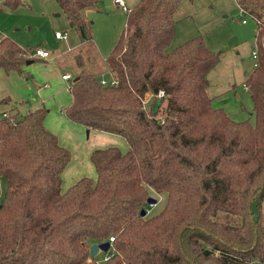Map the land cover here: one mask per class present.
Here are the masks:
<instances>
[{"label":"trees","instance_id":"1","mask_svg":"<svg viewBox=\"0 0 264 264\" xmlns=\"http://www.w3.org/2000/svg\"><path fill=\"white\" fill-rule=\"evenodd\" d=\"M56 1L90 39L86 15L98 0ZM179 2L139 0L129 9L105 58L115 84L83 71L71 83L64 115L127 143L92 150L94 180L83 175L62 188L72 153L46 126L44 105L0 114V264H264V0H238L257 24L256 62L242 81L253 122L213 105L208 73L220 50L203 34L170 47ZM25 51L4 35L0 68L22 72L32 59ZM160 89L164 97L145 108L146 94ZM149 187L167 196L147 216ZM89 238L110 242L108 259L89 255Z\"/></svg>","mask_w":264,"mask_h":264},{"label":"rangeland","instance_id":"2","mask_svg":"<svg viewBox=\"0 0 264 264\" xmlns=\"http://www.w3.org/2000/svg\"><path fill=\"white\" fill-rule=\"evenodd\" d=\"M138 1L139 0H124L128 9ZM54 2H56V0ZM215 5L218 6L217 3ZM60 12L61 11H58V9H53L50 6V0H26L24 5L15 9L6 8L0 4V33L18 41L22 46L28 49L34 46H42L53 54L60 49L63 42H70L71 36L74 34L73 32H75V28L71 29L69 26L66 14ZM127 15L128 11L117 8L113 0H98L96 9L89 12L88 16L92 28V43L95 44L102 57H105L115 45L125 26ZM221 15V18L224 19L218 25V31L216 32L219 37H216L215 43L212 46L213 49L221 51L220 61L208 73V78L210 79L209 91L213 93L214 89L219 90L220 85L226 84L230 81L228 89L223 91L220 90L221 92L216 97V101H221L220 106L232 119H249L253 122L254 116L251 113L252 101L248 91L243 89L242 78L250 72L255 62L251 55L255 46L250 44V49H248L246 44L238 45V43L245 39L246 34L252 33L253 29H255L256 21L248 14H241L238 7L223 11ZM242 18L246 19L247 24L242 23ZM55 31L64 32L66 37L56 39L54 35ZM214 31L216 30L214 29ZM170 47L172 48L174 46L171 44ZM85 49L86 51L83 52V57L85 65L88 68L87 71L90 69L96 73L103 71L105 64L101 57L99 58L97 56L94 47L89 43L86 45ZM39 61L40 60H35V62H30L28 65H25L22 72H10L9 74H4V76L7 77L10 88L13 87L14 83L18 85L19 81H23V93L19 95L23 97V99H25L29 93L26 89L27 85H29L32 92L35 93L38 87L37 83L44 84L45 82H52V79H54L51 72L55 73V71L49 66L45 67L37 65ZM61 61V63H58L59 67L62 71L64 69L68 70L72 75V80L78 70L77 62L72 58L71 60L61 59ZM17 73L22 74L19 75ZM31 75L33 76L32 78ZM68 84L69 82L65 83V85ZM0 87H2V89L5 87L2 80H0ZM236 91L240 93V99H236ZM2 101L3 100H0V103H3ZM71 124L84 128L82 138H84V140H90V137L86 132L87 129L84 126L73 122H71ZM61 131L60 135L62 133ZM58 138L60 139V143L68 147L72 153L71 160L68 162L66 168L69 165V167L73 166L75 169L73 171L74 173H71V175L68 172V174L65 175V169L63 173L62 188H67L82 174L90 176L91 179L94 180L96 172L92 162L89 160L88 166L81 160L82 156L76 146H74L75 148H73L71 144H68V146L65 143L66 140L63 136H58ZM121 140L122 142H126L123 138ZM68 143L74 144L72 141H69ZM116 146L120 147L119 145ZM77 169H83L84 172H77L76 174L75 172L78 171ZM5 190L6 182L1 179L0 193L3 194ZM166 196L165 192H157L152 187H149L148 197L154 198L155 202L150 204L146 215L150 216L159 212L165 204ZM255 209L254 206V210ZM88 243L91 245L94 243V240L89 238ZM103 255L104 251L99 250L94 257L96 259H101Z\"/></svg>","mask_w":264,"mask_h":264},{"label":"crops","instance_id":"3","mask_svg":"<svg viewBox=\"0 0 264 264\" xmlns=\"http://www.w3.org/2000/svg\"><path fill=\"white\" fill-rule=\"evenodd\" d=\"M54 1L55 0H50V6L53 9H58V11H61L60 13H64L61 7L59 6L58 2L57 1L54 2ZM221 1H225V2H221ZM216 3L218 4V6L215 5ZM234 7H238L240 10L238 0H180L178 7L174 13L175 34L172 39V45L173 46L178 45L186 41L187 39L195 36L196 34L201 33L204 36L206 44L209 47L211 46L210 48L213 49L212 46L215 43L216 37H219L218 34H216V32L218 31L217 27L220 24V22H222V20L224 19L221 18L222 17L221 14L223 13V11L231 10ZM94 9L92 8L88 10L86 15L88 19H90L88 16L89 12L94 11ZM66 19L69 22L68 18ZM241 21L243 24H247L246 19L245 21H243L242 18ZM69 26L71 27V29L74 28L73 26H71L70 22H69ZM214 29L216 31H214ZM74 31H75L73 32L74 34H72L71 36V41L63 42L60 49L57 52H54L53 54L50 53V55L46 58H32L35 60H40L39 63L37 64L39 66L51 67L53 71H55V73L51 72L52 77H54V79H52V82H45L44 84L37 83L38 87L35 93H33L30 86L27 85L26 89L29 93L25 99L19 96L23 93V81H19L18 85L14 83L13 87L10 88V86L8 85L7 77L4 76V74L6 75L9 74L10 72H18V71H14V70L5 71L4 69L0 68V80L4 82V86H5L3 87V89L2 87H0V100H3L2 101L3 103H0V114L6 112H18L20 114H24L41 105H44L48 110L45 119L46 126H48V128H50L52 131L56 132V134H58L59 137L63 136V138L66 140L65 143L67 145L71 144L73 148H75L74 146H76L77 149H79V152L82 156L81 160L89 166L90 154L93 149L97 147H105L109 145L112 146L119 145L120 147L118 146L116 147L125 150L127 148V144L126 142H122L121 140L122 137L119 135L104 131H99V130H92V129L86 130L88 136L90 137V140H84V138H82L84 128H80L72 125L71 121L64 115L63 109L69 103L70 100V92L69 90L66 89V85H65L66 82L69 83L72 82L75 76H78V74L82 71L86 73L96 74L100 77L102 75L109 77L111 74L107 68L105 61V58L107 57L108 53L105 57H102L95 44L92 43L93 42L92 38L83 41L80 39L76 29ZM256 31H257V24L255 26V29H253L252 33L246 34L245 39H243L242 42L238 43V45L246 44L248 49H250V44H253L256 48L255 45ZM56 39H61V38L56 37ZM16 42L19 45H21L18 41ZM89 43L91 44V46L94 47L97 56L99 58L101 57L102 61L105 64L104 70L100 71L99 73L94 72L92 69L87 71L88 68L85 65L83 52L86 51L85 47ZM71 58L74 61H76L78 64V70L75 73L72 80H71L72 75L69 73V71L66 69L62 71V69L59 67L58 64L62 62L61 59L71 60ZM35 60H32V63L35 62ZM219 61H220V57H219ZM28 64L29 63H26V65ZM65 72H68L70 74L71 78L69 80H65L62 78V74ZM17 74L20 75L22 73H17ZM32 77L33 76L31 75V78ZM244 78L245 77L242 78V81ZM209 83H210V79H209ZM229 84L230 81L227 82L226 84L220 85L219 90L214 89L213 93L209 91L210 84H208L207 94L210 97H212V103L214 102L213 103L214 106L221 105V101L220 100L216 101V97L221 92L220 90L223 91L228 89ZM243 89L248 91L247 86L244 84H243ZM235 95L239 96L240 99V93L238 91ZM147 97L149 98L150 95L147 94L146 98ZM60 131L62 132L61 135H60ZM69 141H72L75 145L72 143H68ZM65 169H66L65 175H67L68 173L71 175V173H74L73 171L75 170L73 166L69 167V165ZM77 172L83 173L84 170L79 169L75 173L77 174ZM83 175L85 174H82L78 177H81Z\"/></svg>","mask_w":264,"mask_h":264},{"label":"built area","instance_id":"4","mask_svg":"<svg viewBox=\"0 0 264 264\" xmlns=\"http://www.w3.org/2000/svg\"><path fill=\"white\" fill-rule=\"evenodd\" d=\"M114 2L117 5V7L121 8L124 11H129L128 7L125 5L124 0H114ZM240 12H241V14H246L245 10L242 7H240ZM243 21H245V18H243ZM54 34L57 38H65L66 37V34L64 32H61V31H55ZM3 36L4 35L0 33V40L2 39ZM25 50L26 51L24 54L27 58H30V57L31 58H46L50 55V52L42 46H34L30 49L25 48ZM251 55L254 58V61L256 62V58H257V49L256 48L254 50H252ZM62 78L65 80H69L71 78V76L68 72H65L62 74ZM100 82L102 84H115L117 81L113 77L109 78V77L102 75L100 77ZM71 83L72 82H70L68 85H66L67 90L70 89ZM147 94H149L150 97L146 98V96H145V98L143 99V106L145 108H148V109L151 107L152 102L157 103L162 97H164V91L162 89H160L155 94H153V93H147ZM155 108L156 107L154 106V110H155ZM0 180H1V178H0ZM113 239H114V236L111 235L109 237V241L111 242V241H113ZM111 254L112 253H109V252L104 253L103 257L100 260L108 259Z\"/></svg>","mask_w":264,"mask_h":264},{"label":"water","instance_id":"5","mask_svg":"<svg viewBox=\"0 0 264 264\" xmlns=\"http://www.w3.org/2000/svg\"><path fill=\"white\" fill-rule=\"evenodd\" d=\"M32 62V59L30 60H27L26 63H30ZM78 78V76H75V78L73 79L76 80ZM237 93V91L235 92V94ZM236 99H239V96H236ZM147 202L148 204H153L155 202V199L152 198V197H148L147 198ZM145 209H142L141 210V214H144L145 213ZM110 242L109 241H103V242H100V243H96L94 242L93 244H91L89 246V255L92 257L94 256L99 250H103V251H106L108 249V246H109Z\"/></svg>","mask_w":264,"mask_h":264}]
</instances>
